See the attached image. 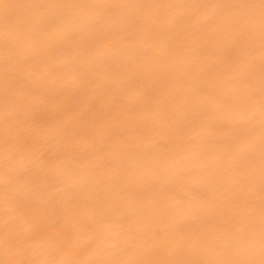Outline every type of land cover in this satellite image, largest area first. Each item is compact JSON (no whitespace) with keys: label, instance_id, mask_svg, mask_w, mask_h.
<instances>
[{"label":"bare ground","instance_id":"bare-ground-1","mask_svg":"<svg viewBox=\"0 0 264 264\" xmlns=\"http://www.w3.org/2000/svg\"><path fill=\"white\" fill-rule=\"evenodd\" d=\"M0 264H264V0H0Z\"/></svg>","mask_w":264,"mask_h":264}]
</instances>
